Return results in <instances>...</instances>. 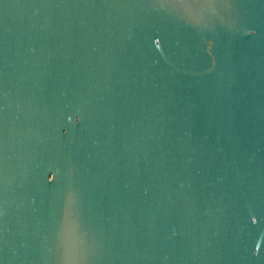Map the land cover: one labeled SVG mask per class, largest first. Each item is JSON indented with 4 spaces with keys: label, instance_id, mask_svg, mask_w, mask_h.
Returning a JSON list of instances; mask_svg holds the SVG:
<instances>
[{
    "label": "water",
    "instance_id": "95a60500",
    "mask_svg": "<svg viewBox=\"0 0 264 264\" xmlns=\"http://www.w3.org/2000/svg\"><path fill=\"white\" fill-rule=\"evenodd\" d=\"M0 264H264V0H0Z\"/></svg>",
    "mask_w": 264,
    "mask_h": 264
},
{
    "label": "snow or ice",
    "instance_id": "6c2138e0",
    "mask_svg": "<svg viewBox=\"0 0 264 264\" xmlns=\"http://www.w3.org/2000/svg\"><path fill=\"white\" fill-rule=\"evenodd\" d=\"M208 0H164L165 4L171 5L176 8H195Z\"/></svg>",
    "mask_w": 264,
    "mask_h": 264
}]
</instances>
